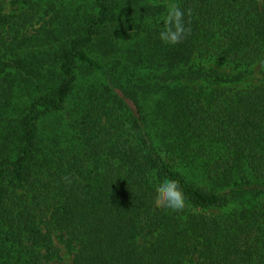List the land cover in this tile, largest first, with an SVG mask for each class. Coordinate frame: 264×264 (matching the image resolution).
<instances>
[{"label":"trees","instance_id":"1","mask_svg":"<svg viewBox=\"0 0 264 264\" xmlns=\"http://www.w3.org/2000/svg\"><path fill=\"white\" fill-rule=\"evenodd\" d=\"M7 1L0 264H264V0Z\"/></svg>","mask_w":264,"mask_h":264},{"label":"clouds","instance_id":"2","mask_svg":"<svg viewBox=\"0 0 264 264\" xmlns=\"http://www.w3.org/2000/svg\"><path fill=\"white\" fill-rule=\"evenodd\" d=\"M192 9H184L179 0H167L166 11L160 17L159 41L167 46L182 43L191 34L190 20ZM65 183H71L70 176H64ZM157 203L164 209L181 212L186 206V198L180 182L169 177L162 178L155 186Z\"/></svg>","mask_w":264,"mask_h":264},{"label":"rangeland","instance_id":"3","mask_svg":"<svg viewBox=\"0 0 264 264\" xmlns=\"http://www.w3.org/2000/svg\"><path fill=\"white\" fill-rule=\"evenodd\" d=\"M11 1H13V0H8L7 1V3H8V5H7V10L9 11L10 9H11ZM161 0H158V2H160ZM157 2V3H158ZM62 264H69V259H66V261H64V263H62Z\"/></svg>","mask_w":264,"mask_h":264}]
</instances>
